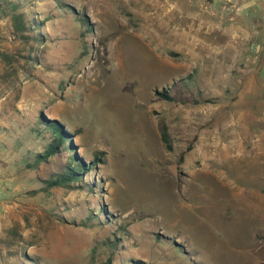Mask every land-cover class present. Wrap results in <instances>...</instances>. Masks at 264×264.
<instances>
[{
  "label": "rangeland",
  "instance_id": "374dc122",
  "mask_svg": "<svg viewBox=\"0 0 264 264\" xmlns=\"http://www.w3.org/2000/svg\"><path fill=\"white\" fill-rule=\"evenodd\" d=\"M172 3L0 0V264H104L119 229L111 264H264V62L224 70L209 49L173 48L174 18H157ZM54 119L73 151L27 168ZM73 153L95 154L94 171L47 189Z\"/></svg>",
  "mask_w": 264,
  "mask_h": 264
},
{
  "label": "crops",
  "instance_id": "0c3cea01",
  "mask_svg": "<svg viewBox=\"0 0 264 264\" xmlns=\"http://www.w3.org/2000/svg\"><path fill=\"white\" fill-rule=\"evenodd\" d=\"M226 10L218 9L214 15L203 14L198 7L201 0H173L168 7L158 5L160 23L175 20V27L169 31V45L177 49H186L188 54L202 57V49H209L220 65L228 64L248 66L264 62V0H227ZM216 9V8H215ZM225 10V12L223 11ZM5 13V11H4ZM168 17V18H167ZM8 17L0 11V26L7 24ZM160 28L163 26L159 24ZM153 30L152 36L163 45L162 29ZM253 42L254 51L249 48ZM199 49V51H197ZM200 56V57H199ZM225 70V68H224ZM222 71V70H221ZM264 71V70H263ZM238 73V70H237ZM225 74V73H224ZM4 138V137H3ZM2 142V137H0ZM8 178H0V183L7 185Z\"/></svg>",
  "mask_w": 264,
  "mask_h": 264
},
{
  "label": "trees",
  "instance_id": "16d2710c",
  "mask_svg": "<svg viewBox=\"0 0 264 264\" xmlns=\"http://www.w3.org/2000/svg\"><path fill=\"white\" fill-rule=\"evenodd\" d=\"M11 8L14 10L15 6L11 4ZM5 10V9H4ZM7 13L8 11L5 10ZM8 14V13H7ZM22 15H13L12 16V22L14 25V28L16 31H21L24 29V21L22 19ZM165 100H170L171 97L164 92L161 94ZM48 129L52 133V136L54 138V141L47 146L45 151L43 153H37L34 157V163L29 164V160H24V165H27V168L30 166L37 167L38 164L46 162L49 158L53 156L60 155L63 151H73V147L71 143H69V135L68 133L63 129V126L57 121V120H50L48 121ZM160 137L161 141L165 145V148L167 150H171V142L170 137L167 133V128L165 125L161 126L160 129ZM94 160L85 162L82 159L78 158L76 154H72L71 157L68 158V163L62 167L61 173L54 174L51 176L50 179L44 181L46 188H67L70 187L71 184H74L76 182H83V176H86L87 174H90L91 171H94L95 169V162L97 163V156L93 155ZM29 166V167H28ZM87 190H94V185H90L88 183H83L82 185ZM95 216L93 215L91 218L94 219L93 221L97 226L103 227V225H108L109 221L107 218L103 219L100 218V213H103L101 208L96 210ZM91 218L87 219V222H91ZM97 222V223H96ZM87 223V224H88ZM85 224V223H84ZM94 224V223H93ZM86 225V224H85ZM117 234V235H116ZM127 236L125 231L117 230L116 233H113L111 235L112 239L109 240L108 243L105 245L107 247V250L109 251L108 257L105 259L104 264H111L113 262V256L116 255V247L118 246V243L122 240V237ZM128 264H145L140 259H130Z\"/></svg>",
  "mask_w": 264,
  "mask_h": 264
},
{
  "label": "built area",
  "instance_id": "2783aa9c",
  "mask_svg": "<svg viewBox=\"0 0 264 264\" xmlns=\"http://www.w3.org/2000/svg\"><path fill=\"white\" fill-rule=\"evenodd\" d=\"M3 185L4 184L0 183V207L3 205L5 199V193H4L5 187Z\"/></svg>",
  "mask_w": 264,
  "mask_h": 264
}]
</instances>
